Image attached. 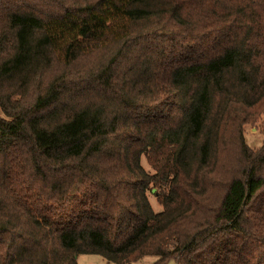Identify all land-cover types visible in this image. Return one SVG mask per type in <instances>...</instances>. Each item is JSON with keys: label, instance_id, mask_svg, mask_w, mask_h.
Segmentation results:
<instances>
[{"label": "trees", "instance_id": "1", "mask_svg": "<svg viewBox=\"0 0 264 264\" xmlns=\"http://www.w3.org/2000/svg\"><path fill=\"white\" fill-rule=\"evenodd\" d=\"M83 255L264 264V0H0V264Z\"/></svg>", "mask_w": 264, "mask_h": 264}, {"label": "rangeland", "instance_id": "2", "mask_svg": "<svg viewBox=\"0 0 264 264\" xmlns=\"http://www.w3.org/2000/svg\"><path fill=\"white\" fill-rule=\"evenodd\" d=\"M246 138L248 139L249 143L252 144L254 147H259L262 143L261 135L259 131H257L256 127H248L246 130ZM151 202L156 209H159L157 205L156 197L151 195L150 196ZM156 261L155 257H146L142 261L135 263V264H151ZM79 264H111L108 263L105 259L100 256L94 255H83L79 257ZM173 264V263H169Z\"/></svg>", "mask_w": 264, "mask_h": 264}]
</instances>
